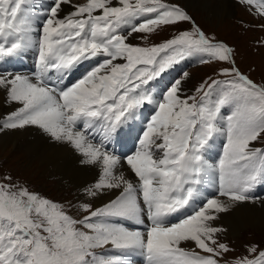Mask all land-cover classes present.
I'll return each instance as SVG.
<instances>
[{
	"label": "snow or ice",
	"instance_id": "6c2138e0",
	"mask_svg": "<svg viewBox=\"0 0 264 264\" xmlns=\"http://www.w3.org/2000/svg\"><path fill=\"white\" fill-rule=\"evenodd\" d=\"M241 2L264 20V0ZM30 51L35 73L3 67ZM187 58L221 67L191 91L177 80L157 93L162 74ZM0 90L16 105L0 131L36 128L96 172L78 200L63 203L0 177V264H133L135 256L145 264H224L235 251L216 222L255 203L264 185V83L242 72L235 49L180 4L0 0ZM146 106L154 114L137 149L117 154V133L131 131ZM220 136L225 145L213 164L205 149ZM206 184L215 196L203 195ZM245 252L234 264H264V247Z\"/></svg>",
	"mask_w": 264,
	"mask_h": 264
},
{
	"label": "bare ground",
	"instance_id": "6f19581e",
	"mask_svg": "<svg viewBox=\"0 0 264 264\" xmlns=\"http://www.w3.org/2000/svg\"><path fill=\"white\" fill-rule=\"evenodd\" d=\"M176 1L192 13L201 10L210 17L211 20L216 19L222 23L227 21L228 18H233L237 14L239 15V10L241 9L230 0ZM37 2L47 6L52 0H37ZM73 3H86V0H73ZM23 58L32 62V64L30 63V67L32 68L33 73L36 72V56L35 53L31 51L23 55L21 58L14 60L12 63L5 62L3 67L12 70L14 66L20 64V61ZM93 63L94 61H88L87 66L90 67ZM86 70L87 67L82 65L70 75L71 82H76ZM33 73L25 72L21 74ZM15 107V104H9L6 102L4 93L0 90V118H3L5 114L10 113ZM148 120L149 119H146L143 124L136 123L133 127L132 133L126 131L116 137L113 147L117 154L127 156L131 155L137 149L138 138L141 136ZM24 147L27 148V152L25 153L26 158L29 159L33 166L35 165L39 168L38 172L53 178V182L59 187L73 188V185H76L79 187L78 190L81 191V195H83V186L96 180V172L90 170L88 166L82 165L80 163L81 158L78 155L73 153L70 149L55 143L40 130L30 128L23 131L7 129L0 131V148L13 152H22L23 149L26 151ZM33 155H35L37 159L36 163H33L35 160L31 158ZM207 159L209 160V158ZM215 194L216 189H205L203 193L206 197L215 196ZM216 223L225 227L228 230L227 233L232 235L238 234L240 229L246 227H258V230H260L264 227V198L259 202L255 201V203H246L232 208L229 212L221 214V218ZM134 263L136 262L133 261V264Z\"/></svg>",
	"mask_w": 264,
	"mask_h": 264
},
{
	"label": "rangeland",
	"instance_id": "374dc122",
	"mask_svg": "<svg viewBox=\"0 0 264 264\" xmlns=\"http://www.w3.org/2000/svg\"><path fill=\"white\" fill-rule=\"evenodd\" d=\"M171 2L178 3L176 0H171ZM182 7L186 10L184 6ZM186 11L207 34L225 41L235 49L237 66L242 72L253 81L264 83V43H262L264 42V28L261 27V24H264V22L262 20L250 11H244L242 8L239 10V15L237 14L233 18H228L223 23L216 19L211 20L201 10H198L199 13ZM180 27L188 28L189 25L185 23L180 25ZM173 34H175L174 29L170 32L153 34L154 40H150L149 43H161L171 38ZM133 43L143 45L144 42L134 40ZM220 67L217 64L201 63L198 67H194L182 75L180 78L181 85L182 87L186 86L191 91L196 85L204 81L205 78L209 76L216 77ZM24 148L26 151L23 149L22 152L15 151L16 153L0 148V177L10 175L17 182H26L32 189L41 192L54 201L62 203L76 201L82 196L81 191L78 190V186L73 185V188H62L56 185L50 176L39 173V168L35 165L33 166L29 159L26 158L25 153L27 152V148ZM31 158L35 160L33 163H36L37 159L35 155ZM257 230L258 227H246L240 229V232L236 235L227 232L224 234L226 242L230 244V247L235 249L234 252L227 254L224 264H234L236 258L246 255L245 249L248 245L256 244L264 247V227Z\"/></svg>",
	"mask_w": 264,
	"mask_h": 264
}]
</instances>
